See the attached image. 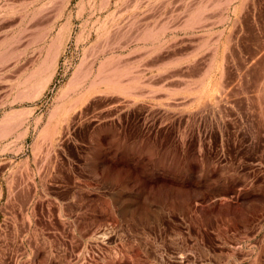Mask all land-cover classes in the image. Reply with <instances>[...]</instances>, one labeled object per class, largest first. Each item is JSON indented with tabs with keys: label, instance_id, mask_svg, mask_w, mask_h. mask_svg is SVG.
Segmentation results:
<instances>
[{
	"label": "rangeland",
	"instance_id": "374dc122",
	"mask_svg": "<svg viewBox=\"0 0 264 264\" xmlns=\"http://www.w3.org/2000/svg\"><path fill=\"white\" fill-rule=\"evenodd\" d=\"M0 264H264V0H0Z\"/></svg>",
	"mask_w": 264,
	"mask_h": 264
}]
</instances>
